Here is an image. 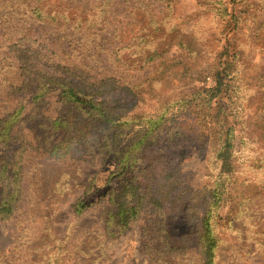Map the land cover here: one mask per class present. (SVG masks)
Masks as SVG:
<instances>
[{"label":"rangeland","instance_id":"1","mask_svg":"<svg viewBox=\"0 0 264 264\" xmlns=\"http://www.w3.org/2000/svg\"><path fill=\"white\" fill-rule=\"evenodd\" d=\"M106 1L0 0V118L21 101L27 106L24 117L12 125L16 138L8 155L20 156L25 148L21 161L24 191L17 211L10 218H0V264H148L156 242L164 237L165 220L175 210L179 215L172 221L176 233L188 230L184 224L179 225L187 203L178 209L171 204L162 208L147 204L128 228H109L108 233L102 219L108 197L100 200L99 196L110 187L108 179L114 161L106 158L103 150L90 152L100 138L91 143L89 151L57 155L50 150L51 145L62 141V149L56 152L63 154L71 135L61 131L53 137L49 132V122L66 103L57 85L50 83L51 88L40 90L45 89V73L60 72L65 66L91 79L116 78L122 84H137L143 90L152 88L172 99L169 105H159L160 100L153 98L136 105L140 106L136 111L145 112L146 118H151L155 107L168 106L170 119L166 121L169 127L164 130L168 131L164 138L167 141L172 137V141L157 142L155 148L146 150V162L153 158L158 146L171 148L185 142L183 129L194 130L200 119L186 111L192 97H210L206 90L216 86L213 74L221 60L234 58L236 63L231 76L236 75L235 90L242 97L227 102L231 110L238 106L241 111L238 126L262 119L263 109L247 98L264 94V88L257 84L264 75V44L259 39L264 35V0H212V4H205L204 0H174L170 4L164 0H113L107 6ZM249 2L256 5L246 13L243 10ZM155 24L177 30L171 48L163 56L148 60L146 55L130 56L123 52L138 46L135 37ZM165 61H170V65L164 69ZM201 70L207 72L200 73ZM206 74L209 76L204 80ZM37 94L43 96L32 97L28 102L29 96ZM121 98H126L122 92ZM217 108L214 105L212 110ZM230 121L234 125L235 118L230 117ZM94 124L97 123L89 126L94 128ZM180 124L184 128H179ZM139 127L130 124L121 135L123 145L129 140L137 141ZM263 147V143L250 149L242 146L240 161L250 165L244 156L253 150L260 152ZM179 152L183 153L181 168L187 174V182L195 189L204 186L208 170H214L216 165L195 146L187 145ZM158 166L161 170L166 167L162 163ZM246 167L241 176L246 175ZM262 171L253 168L248 177L261 180ZM231 187L226 193L223 215L237 200L251 196L250 189ZM244 189L247 192L240 197ZM79 199L92 201V206L81 215L75 212ZM260 202L258 197L251 206L262 213L264 207L260 205L264 203ZM247 222L239 218L229 225L221 223L219 230L223 231L224 240L216 264H263L260 243H253ZM80 247L88 254L81 252ZM195 257L194 253L176 256L171 262L193 264Z\"/></svg>","mask_w":264,"mask_h":264},{"label":"trees","instance_id":"2","mask_svg":"<svg viewBox=\"0 0 264 264\" xmlns=\"http://www.w3.org/2000/svg\"><path fill=\"white\" fill-rule=\"evenodd\" d=\"M112 1L107 0L105 5H111ZM164 1L170 4L174 0ZM204 2L205 4L213 3L212 0H204ZM255 5L256 2H249L243 11L248 13ZM167 7L170 8L169 5ZM262 7L264 8V5ZM104 12L103 9L102 13ZM174 28L176 27L169 30L161 24L145 28L135 37L138 46L123 52H127L126 54L130 56L146 55L148 60L161 57L171 48L173 38H176L174 32L177 30ZM259 39L264 44V35ZM181 44L184 46L182 40ZM146 47L148 50H145ZM190 48L194 47L190 45ZM236 56L237 52L233 57L236 58ZM165 62L167 63L164 69L170 65V61ZM220 64L213 74L216 86L206 90L210 97L206 98L202 94L197 98L192 97L193 102L189 104L186 111L200 119L195 123L194 130L183 129L185 142L175 143L171 148L163 147L162 149L158 146L149 162L145 161L144 152L146 150L151 147L155 148L154 144L156 145L157 142L167 144V141H172V137L167 141L164 138V133L168 132L164 130L169 127L166 125V121L170 119L167 116L168 106L155 107V113L151 115V118H146L148 115L145 112L136 111V107L140 108L136 105H139V101H148L152 98L160 100L159 105H169L172 99H169L166 94L153 92L152 88L143 90L137 84H122L116 78L91 79L86 74L80 73L79 75L65 66L61 67L60 72H48L45 73L48 77H43L42 85L45 89L40 90H48L51 88L50 83L55 84L61 88V98L66 103L59 115L49 122V132L53 137L61 131H64L66 136L71 135L66 140L63 154L56 152L62 149L60 144L62 141L51 145L50 150L57 155H66L71 151L82 152L85 149L88 150L96 138H100L99 141L94 142L96 146L90 152L103 150L106 153L105 157H110L114 161V170L108 179L110 187L99 196L100 200L102 197H108V206L102 212V219L107 225L108 233L111 228L121 227L122 230L128 228L130 223L139 216L144 205L151 204L162 208L171 204L174 209H178L187 203L186 212L179 225L184 224L188 230L182 234L176 233L172 221L179 215L175 210L173 216L165 220L164 237L159 238L160 242H156L157 247L151 252L153 256H150L148 264H174L171 261L176 259V256L187 257L192 253L197 259L193 264H216L218 250L224 240V233L219 230V226L223 222L229 225L239 218L248 220L247 231L250 230L254 244L260 243L259 250L262 252L259 253L264 259V211L259 213V210H254L251 206L258 197L261 199L260 203H264V147L260 152L253 150L254 152H248L249 154L244 156L245 160L249 159L250 165L247 161L244 164L240 161L244 153L242 146L250 149L254 144L261 146L262 143L264 144V114L260 122L238 126L241 124L238 122V118H241L239 115L241 111L238 106L231 110L227 102L233 99L239 101L242 97L239 90H235L236 75L231 76L236 63L232 58V61L221 60ZM203 71L207 72L201 70L200 73ZM208 76L206 74L203 79L207 80ZM257 84H261L264 88V75L259 78ZM121 92L126 97L125 99L121 98ZM39 96L42 97L43 94L29 96L28 102L32 97ZM129 96H131V101ZM247 99L249 103L256 101V105L261 107L264 113V94L256 95L255 98L252 95ZM214 105H218L215 111L212 110ZM26 108L25 102L21 101L14 109L6 112L5 117L0 118V154H3L0 157L1 219L10 218L17 211L23 196L21 161L25 148L20 156L17 153L13 158L8 155V149L13 143L12 140L16 138L15 133L12 132V125L14 121L23 116ZM230 117L235 118L234 125ZM92 123H97L94 124V128L89 126ZM130 124L140 126L137 129V141L129 140L123 145L121 135L126 133ZM182 127L184 128L180 124L179 128L182 129ZM187 145L200 149L201 153L208 156L216 165L213 166L214 170L210 169L207 172L208 182L196 189L191 186L190 182H187V174L181 168L180 158L183 153L179 151ZM256 148L258 149V145ZM165 151H169V154ZM160 163L166 166L164 170L158 166ZM244 166H247L246 175L241 176ZM253 168L263 170L261 180H257L256 176L248 177ZM232 185L243 186L247 191L250 189L251 196L237 200V203L229 207L223 215L224 203L228 197L226 193L230 191L229 188H232ZM245 189L240 197L246 194ZM87 200L79 199L75 204V212L78 215L83 214L92 206V201L87 202ZM260 207H264V204ZM113 233L111 234L114 235ZM79 249L88 254L81 247ZM56 264L59 263L56 262Z\"/></svg>","mask_w":264,"mask_h":264}]
</instances>
